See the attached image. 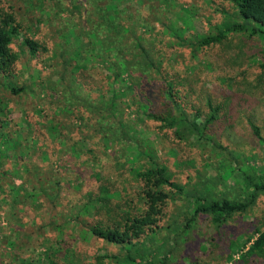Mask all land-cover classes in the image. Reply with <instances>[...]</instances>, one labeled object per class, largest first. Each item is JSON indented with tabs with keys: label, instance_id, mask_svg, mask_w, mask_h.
Listing matches in <instances>:
<instances>
[{
	"label": "rangeland",
	"instance_id": "374dc122",
	"mask_svg": "<svg viewBox=\"0 0 264 264\" xmlns=\"http://www.w3.org/2000/svg\"><path fill=\"white\" fill-rule=\"evenodd\" d=\"M42 1L0 0V7L21 23L22 32L47 47V51L31 57L20 44L19 34L11 44L18 55L12 75L0 77V264L46 263V254L60 264H129L128 256L139 264H264V256L241 257V251L245 252L256 237L255 229L264 230V195L216 228L207 216L189 221L187 197L165 186L170 196L157 217L158 227L148 231L137 247H129V252L128 246L108 242L90 232V224L97 218L106 222V212L96 216L91 208L98 206L95 202H90L86 210L82 208L89 200L86 193L95 188L91 170L81 156L70 157L62 152L64 147L74 150L73 142L78 147L75 150L88 145L82 134L95 133L97 128L87 127L80 120L96 119L99 107L106 109L115 102L119 109L123 106L122 115L134 121L130 139L118 140L117 134H107L102 140H93L92 146L102 156L96 170L106 178L104 183L107 181L111 190L119 192L108 205L111 216L126 217L128 212L145 210L142 184L133 176L132 167L144 170L151 157L166 166L172 180L180 184L192 186L204 181L205 192L212 198L240 199V189L249 177L256 180L264 175V37L237 33L229 36L225 45H198L201 36L217 32L222 21L232 20L225 13L233 9L230 0L121 3L132 11L133 17L128 18L140 30L135 32L144 36L143 46L164 56L166 69L176 71L185 83L180 87L183 97L178 101L188 113L200 115L196 120L199 127L209 112L206 98L220 106L223 103L217 118L207 126L217 142L225 146L220 149L197 137L180 139L175 127L164 128L147 118L139 101L149 104L147 111L166 113L171 107L161 81L146 80L145 86L137 83L132 92L135 77L129 76L127 68L115 60L109 68L108 63L100 64L93 57L96 62L81 73L80 84L73 69L74 59L81 61L91 52L79 58L75 54L68 56L69 49L74 48H67V40L75 44L82 40L78 33H66L67 27L63 28L64 20L79 23V12L72 9V15L66 17L67 11L60 15L53 6L56 0ZM60 1L66 5L84 3ZM128 46L137 50L133 40ZM72 83V87L90 90L92 98L87 94L77 102L78 108L88 106L90 117L72 112L74 104L66 110V99L72 98ZM8 85L30 90L14 93ZM92 105L96 107L92 109ZM109 116H105L107 121ZM186 119L192 121V115H186ZM251 119L259 127L261 138L254 134ZM230 127L235 133H230ZM44 152L52 159L48 160ZM196 174L202 177L196 179ZM233 241L242 249L228 258Z\"/></svg>",
	"mask_w": 264,
	"mask_h": 264
},
{
	"label": "trees",
	"instance_id": "16d2710c",
	"mask_svg": "<svg viewBox=\"0 0 264 264\" xmlns=\"http://www.w3.org/2000/svg\"><path fill=\"white\" fill-rule=\"evenodd\" d=\"M39 1L43 2L42 0ZM122 1L123 0H83L85 4L70 2L68 5L63 4L60 0L54 2L53 6L57 9L60 15L62 12L67 11L65 16H71L73 9L77 10L81 17H79V23L63 21V28L67 27V30L64 32L67 33L71 30V32L78 33L82 40L79 44L67 40V48H74L69 49L70 52L67 53V55L75 54L77 58H79V56H83L84 53L91 52L86 54L81 61L74 59L75 63H73V69L77 72V81L80 84H83L79 77H82L81 73L84 72V69L88 68L89 64L96 62L92 59L93 57H96L101 61L100 64L103 62L108 63L109 68H111L114 60L120 67L124 69L127 68L129 76L135 77V80L132 82V87L130 88L132 92L134 91L132 88H134L137 83L141 86H145L144 83L146 80L153 79V81L156 82L161 81L162 84H160V87L163 89L164 96L168 99L171 107L166 113H158L150 110L147 111L146 109H148L149 104L144 101H139V106L145 111L147 118L160 122V125L164 128L175 127L177 137L180 139L197 137L207 144L208 142H213L212 144L215 147L225 149V146L218 143L215 137L207 130V126L217 118L223 103H221L220 106V104H214L211 98H206L209 112L202 121V127L198 126L196 120L200 115L196 113H188L178 101V98L183 97L181 95L180 87H185V83L180 79L179 74L176 71L170 72L166 69L167 64L166 61L164 62V56L162 57L157 51L151 52L143 46L142 38L144 36L136 33H139L140 30H136L133 25V19L128 18L133 17V13L129 9V6L125 7L124 5H121ZM163 2L165 3V1ZM230 2L233 9L232 11H225V13L228 17L232 18V20L222 21V23L218 25L217 32L201 36L198 40V45L201 48L225 45L230 41L229 36L237 33H246L247 36L259 35L264 37V0H230ZM147 7L148 9L153 8L150 4L149 6L147 5ZM50 11H52V8H50ZM149 11L151 12L150 9ZM54 19L58 18L54 17ZM128 20H131L130 25L128 24ZM20 26L21 23L16 20L13 13L4 11L0 7V77H9L12 75V68L18 59V55L13 51L11 44L19 34L22 36V42L20 44L27 50L31 57L37 56V54L42 51H47V47L42 42L36 40L31 35H26L25 32H22ZM144 26L148 27L147 23H144ZM77 28H79L78 32H76ZM81 32L84 34L81 35ZM130 40H133L137 50H132L130 46H128ZM262 50L264 56V48ZM65 60L66 59H64V61ZM261 67L264 70V61L261 63ZM151 72L157 75H151ZM113 79L114 82H116L117 77L114 72ZM73 83L70 84L71 87L69 88L73 100L71 97L66 99V110L68 111V109L74 104L75 108L72 112H83L90 117V113H87V105V108L83 109L78 108L77 106V102L80 98L85 99L87 94L88 98H90V90L84 91L77 88V86L72 87ZM190 83L191 80L189 79L188 84L190 85ZM8 87L14 93L30 90L24 86L14 87L8 85ZM147 89L150 90L149 88ZM73 90L76 92H72ZM99 95L93 98H97ZM205 96L207 97L208 94L205 93ZM117 99L118 98L116 97L112 98V100ZM92 106V109L96 107V105ZM120 107L121 109L118 108L115 102H111L106 109L102 106L98 108V116H96V119H81L80 122H82L83 125L86 124L87 127L97 128L95 133H88L89 135L82 134L86 133V131L81 133L88 145L80 147L79 150H75L78 147H75V142H73L71 145L74 146V150H71L68 147L62 148V152L70 154V157L81 156L83 162L89 165L91 170V177L94 179L95 188L86 193L89 200L82 206V208L86 210L87 208H90V202L93 204L95 202L98 206H92L91 208L96 216L106 212L104 213L107 218L106 222L97 218L95 223L90 224V232L93 235L114 244L125 245V247L128 246L127 250L130 252L129 247H137L142 242L140 240L148 233V231L158 227L156 224L157 217L161 215L162 207L170 196L169 191H164L165 186L172 188L174 193H182L187 197L188 212H191V217L188 218L189 221L194 220L195 217L199 218L207 216L210 218L212 225L216 228H220V226L227 222L229 218L233 217L234 214L242 213L250 206H253L256 199L259 196L264 195V175H261L259 178L257 177L256 180L253 179V177H249V181L245 182L243 188L240 189L242 194L240 199H230L223 196L212 198L207 192H205L206 184L203 183L204 181H197L192 186L180 184L172 180V174L166 171V166L158 164L151 157L144 170H140L138 167H132V171L134 172H132L133 176L140 178V185L142 184L141 195L145 200V210L140 213L135 212V210L134 212H128L126 217H123L122 215L111 216L109 213L110 207L108 205L113 197L119 195V192L117 190H111L106 184L107 181L104 183L106 178L102 177V174L96 170V167L101 164L102 156L98 154L97 151L94 152L92 146L95 142H93V140H102L107 134H115V137L117 134L116 138L118 140H121V138H125L126 140L130 139V127L134 121L130 118H126L125 114L123 116L124 109L122 108V105H120ZM103 111L108 112L110 116L109 114H100ZM186 115H192L193 120L190 121L186 119ZM105 116L110 117V119H108L109 121H107ZM250 125L254 134L258 138H261L259 135V127L255 125L252 119ZM229 131L230 133H235L233 127H230ZM35 138L38 139L37 137ZM64 139L67 138L64 137ZM45 154L48 160L52 159L47 152ZM145 155L149 156L147 152H145ZM230 166L232 165L229 164V167ZM201 177L202 175L196 174V179ZM170 194H172V192ZM186 225L190 226L189 223ZM254 234H256V237L243 253L240 244H235V241L231 242V253L228 254V258H232L233 254L237 252V250L239 251V249L241 251V257L252 254L264 256V230L256 228ZM248 241L249 240H247V242ZM45 256L48 259L46 263L38 261L34 264H60L52 259L49 254H46ZM127 261L129 264H139V261L137 262L133 256H128ZM118 264H123V262H119Z\"/></svg>",
	"mask_w": 264,
	"mask_h": 264
}]
</instances>
